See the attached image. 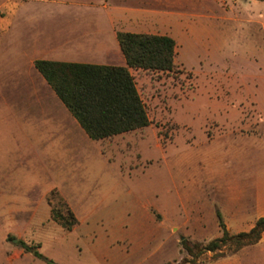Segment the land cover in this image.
<instances>
[{
    "label": "rangeland",
    "instance_id": "1",
    "mask_svg": "<svg viewBox=\"0 0 264 264\" xmlns=\"http://www.w3.org/2000/svg\"><path fill=\"white\" fill-rule=\"evenodd\" d=\"M210 6L240 8L244 19L247 10L251 17L259 12L264 38V1ZM247 34L217 27L192 45L177 46L172 72H132L148 127L96 145L85 137L75 156L35 161L37 171L26 182L33 186L34 206L28 209L39 222L27 223L30 215L20 214L17 227L24 228L26 248L13 243V234L4 241L24 256L9 263V251H0V264H103L110 240L122 251L119 263L132 264L137 253L127 255L122 235L109 233L120 222L135 228L132 237L141 228L163 233L162 252L146 264H202L218 253L192 259L184 244L219 238L217 212L229 235L248 231L264 215V68L258 70ZM3 115L0 111V160L27 164L17 160L24 129L16 120L2 122ZM9 209L0 207V232L9 230ZM65 209L80 221L72 231L51 218V211L65 214ZM159 233L147 247L159 243Z\"/></svg>",
    "mask_w": 264,
    "mask_h": 264
},
{
    "label": "crops",
    "instance_id": "2",
    "mask_svg": "<svg viewBox=\"0 0 264 264\" xmlns=\"http://www.w3.org/2000/svg\"><path fill=\"white\" fill-rule=\"evenodd\" d=\"M211 1L222 2L0 0V111L5 112L2 122L8 121L9 125H12L17 124L16 120L18 126L24 129L25 144L19 145L17 160L23 158L27 161V164H20L18 161L14 164L12 160H0V207L10 208L6 217V222L10 224L9 230L0 232V251L10 253L6 254L7 262L19 260L24 256L19 247L10 248L6 245L4 240L8 235H15L13 243L27 245L24 228L20 230L17 227L20 214L30 215L25 219L27 223L39 222L36 220L35 211L28 209L29 206H34L33 200H29L33 186L26 182V176H34L37 171L34 168L35 161L40 164L39 160L49 162L52 158L75 156L80 149V143L88 138L37 72L34 62L40 60L126 67L118 34L129 33L170 37L175 43V66L177 46L192 45L200 36L219 27L235 31L246 30L252 56L258 61V70H262L264 38H261L258 28L259 12L251 17L252 13L247 10L249 17L244 19L238 16L242 14L240 8H212ZM4 78L7 79L4 81ZM97 142L100 141H94L95 145ZM68 143H71L72 147H69ZM100 154L105 159L101 151ZM5 167L9 170H5ZM217 214L222 220V215L219 212ZM75 217L77 224L73 229L80 225L77 216ZM259 218H264V215ZM224 227L228 232L225 224ZM139 231L140 234L132 237V234L137 232L135 228L120 222L109 232L112 236L122 235L121 240L127 255L137 253L136 262L132 264L149 263L153 256L159 251L162 252L161 231H150L147 228H141ZM158 232L159 243L155 241L153 248H150V245L147 247L148 240L157 238ZM113 245L112 240L105 244L101 256L103 264H120L119 255L122 251ZM37 251L39 253V248ZM93 251L94 254H99V248L93 246ZM202 264H264V232L256 244L243 247L233 255L215 258Z\"/></svg>",
    "mask_w": 264,
    "mask_h": 264
},
{
    "label": "trees",
    "instance_id": "3",
    "mask_svg": "<svg viewBox=\"0 0 264 264\" xmlns=\"http://www.w3.org/2000/svg\"><path fill=\"white\" fill-rule=\"evenodd\" d=\"M118 42L126 67L34 62L37 72L92 141L109 140L149 126L146 108L129 70L170 73L175 67V43L170 37L123 33L118 34ZM51 218L66 231L77 224L69 209L65 214L51 211ZM217 221L222 232L219 238L205 245L184 244L192 259L207 252L218 253L216 258L233 255L256 244L264 232V218H259L249 231L235 235L228 234L219 214ZM224 248L229 251L226 255L220 252Z\"/></svg>",
    "mask_w": 264,
    "mask_h": 264
}]
</instances>
